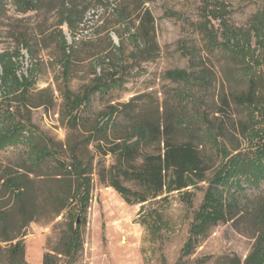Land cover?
Listing matches in <instances>:
<instances>
[{
    "label": "rangeland",
    "instance_id": "1",
    "mask_svg": "<svg viewBox=\"0 0 264 264\" xmlns=\"http://www.w3.org/2000/svg\"><path fill=\"white\" fill-rule=\"evenodd\" d=\"M131 1L109 0L105 6L114 16L107 20V26L114 23V28L120 29L122 43L111 29L105 32L104 28L91 27L96 20L91 12L86 15L90 28L79 35L91 38V42L77 48L71 62L64 65L55 49L56 38L48 41L46 48H39L34 57L17 47L18 34L42 26L45 16L22 13L7 0V11L0 17V177L8 170H18L27 158L31 132L52 140L55 158L71 163L70 151L75 150L84 166L91 165L85 214L78 217L79 205L70 206V218L79 223L83 220V247L74 264L243 262L264 232V217L259 219L257 210L264 204V0H137L139 7ZM115 2L120 3L116 9ZM124 8L129 23L122 20L115 24ZM144 13L153 19L157 46L154 57H146L147 49L136 31ZM54 14L49 15V22ZM62 31L70 46L72 39L66 27ZM179 70L190 75V83L172 81L167 76ZM100 75V83L108 85L109 90L90 97L89 106L74 126L60 90L66 87L79 96ZM135 117L146 122L167 118L181 130L173 135L174 142L199 145L203 156H212L216 165L226 170L231 157L242 158L233 164L234 174L223 190L236 203L234 216L211 228L190 254L184 255L182 249L213 172L205 175L206 182L189 188L191 205L173 193L167 202L151 207L161 213L164 222L158 227L156 240H152L138 219L140 205H127L108 186V170L115 159L109 153L103 155L117 142L114 134L123 136ZM103 123L117 133L111 134L109 128L106 140L88 142L91 130ZM208 126L229 154L225 159L215 154ZM156 150L147 147L143 151ZM32 170L42 177L30 176L26 223L20 222L18 206L1 181L0 207L7 206L9 214L6 235L22 236L19 239L25 247L26 263L42 264L44 254L58 247L68 216L67 211L56 216L57 208L46 204L51 186L48 177L55 173L54 160ZM122 182L135 189L131 183ZM6 235L0 229V238ZM69 262L62 258L59 264Z\"/></svg>",
    "mask_w": 264,
    "mask_h": 264
},
{
    "label": "trees",
    "instance_id": "2",
    "mask_svg": "<svg viewBox=\"0 0 264 264\" xmlns=\"http://www.w3.org/2000/svg\"><path fill=\"white\" fill-rule=\"evenodd\" d=\"M125 3L122 1V6ZM131 3L139 7L137 0ZM12 5L20 9L23 13L28 11L45 16L42 26L32 29L30 32L18 34L17 47L26 50L34 57L39 48L44 49L48 41L55 40V49L61 53L59 60L64 64H69L75 55L77 48L91 42L87 36H79L89 29L86 23V15L93 12L96 20L91 27L104 28L105 32L109 29L115 36L123 42L120 29L116 30L114 23L107 26V20L112 14L108 13L105 7L109 5V0H12ZM120 3L115 2L116 9ZM128 5V2L127 4ZM125 5V7H126ZM7 0H0V17L7 11ZM115 11V10H114ZM55 13L52 22H49V15ZM113 12V10H112ZM98 13V14H97ZM114 13V12H113ZM96 14V15H95ZM98 15V16H97ZM114 17V16H113ZM129 15L126 8L120 10L115 18V24L119 25L122 20L128 21ZM101 23V25H99ZM62 27H66L72 44L67 45ZM138 37L147 49L146 57H154L157 46L154 39L153 19L150 14L144 13L140 24L136 27ZM79 37V38H78ZM110 43L111 41L108 40ZM65 70H63L64 74ZM167 76L172 81L190 83V75L185 71H171ZM101 75L96 77V81L86 86L81 95H74L63 87L60 94L65 102L69 122L75 123L79 120V114L90 104V97L96 93L102 94L109 90V86L101 82ZM112 83H117L111 78ZM250 101V96L246 99ZM130 113V112H128ZM132 126L123 130V136H115L113 146L108 153L114 157L115 164L108 170V186L111 187L127 205H140L138 219L140 224L148 232L152 240H156L159 233V225L164 223L161 213L157 210H150L151 207L160 202H167L169 196L176 193L182 200L191 205L193 194L189 188L196 187L199 183L206 182V174L213 172V180L209 182L205 189L203 198L197 211L194 213L192 223L189 227V236L182 249L184 255L190 254L200 241L208 236L211 228L219 224L226 223L234 216L236 203L224 195V187L228 184L230 177L234 174L233 164L241 162L239 156L231 157L229 168L216 165L212 156L205 157L199 150V145L192 142L176 143L173 135L179 130L172 121L165 117L154 121H139L133 118ZM110 133H117L108 124L101 126L96 124L87 137L91 140L107 139V129ZM116 128V126H114ZM19 129L24 130L23 126ZM208 132L214 137L213 149L215 154L225 159L229 156L217 140L218 135L213 133V129L208 126ZM12 135L9 139H11ZM29 153L27 158L18 165V170H8L0 177L2 188L9 193L18 206V217L20 222L26 223L27 206L29 203L30 192L28 185L31 184V175L42 177L33 171L46 164L50 159L54 160L55 173L49 175L51 183L46 204L56 207L55 215L67 211L68 221L65 229L60 232L57 241V248L49 250L44 254L42 264H59L61 259H70L74 264L75 256L82 250L80 228L83 220H72L70 206H78L77 216L85 214L90 199V174L91 165L84 166L75 155V150H71V163L65 162L60 158H55L51 152L52 140L44 138L41 134L30 133ZM99 147V146H96ZM153 147L157 150L152 153H144V149ZM232 164V166H231ZM123 181L131 183L134 190L123 185ZM151 204V205H150ZM147 206L149 211H146ZM7 206L0 207V229L6 235L8 223ZM259 219L264 217V204L257 207ZM30 221V220H29ZM20 234L10 237L0 238V264H27L25 261V247L19 239ZM264 232L257 237L252 252L241 262L234 259L230 264H264ZM161 264H166L163 260ZM179 264V263H177Z\"/></svg>",
    "mask_w": 264,
    "mask_h": 264
},
{
    "label": "bare ground",
    "instance_id": "3",
    "mask_svg": "<svg viewBox=\"0 0 264 264\" xmlns=\"http://www.w3.org/2000/svg\"><path fill=\"white\" fill-rule=\"evenodd\" d=\"M121 214H122V213H121ZM124 223H125V222L123 221V224H124ZM117 225H118V224H117ZM121 225H122V224H121ZM119 226H120V224H119ZM122 226H123V225H122ZM125 226H126V225H125ZM125 226H124V227H125ZM120 227H121V226H120ZM117 228H118V227H117ZM120 229H121V228H120ZM137 237H138V236H137Z\"/></svg>",
    "mask_w": 264,
    "mask_h": 264
},
{
    "label": "crops",
    "instance_id": "4",
    "mask_svg": "<svg viewBox=\"0 0 264 264\" xmlns=\"http://www.w3.org/2000/svg\"><path fill=\"white\" fill-rule=\"evenodd\" d=\"M39 263L38 264H41V262L40 261H38Z\"/></svg>",
    "mask_w": 264,
    "mask_h": 264
}]
</instances>
